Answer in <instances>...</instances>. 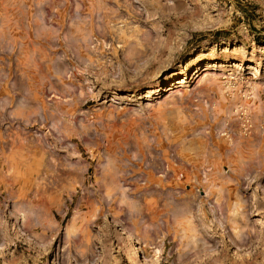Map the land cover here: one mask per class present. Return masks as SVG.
<instances>
[{"label": "rangeland", "instance_id": "1", "mask_svg": "<svg viewBox=\"0 0 264 264\" xmlns=\"http://www.w3.org/2000/svg\"><path fill=\"white\" fill-rule=\"evenodd\" d=\"M0 264H264V0H0Z\"/></svg>", "mask_w": 264, "mask_h": 264}, {"label": "bare ground", "instance_id": "2", "mask_svg": "<svg viewBox=\"0 0 264 264\" xmlns=\"http://www.w3.org/2000/svg\"><path fill=\"white\" fill-rule=\"evenodd\" d=\"M203 90V89H202ZM240 201V200H239ZM239 203V202H238ZM239 206V204H238ZM76 219V218H75ZM75 233V222H73L72 224H70L67 229H66V232H65V239L66 240H69L71 237H73ZM236 236H239L238 234Z\"/></svg>", "mask_w": 264, "mask_h": 264}]
</instances>
